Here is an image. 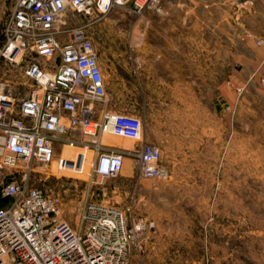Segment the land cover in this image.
<instances>
[{
  "label": "built area",
  "instance_id": "2783aa9c",
  "mask_svg": "<svg viewBox=\"0 0 264 264\" xmlns=\"http://www.w3.org/2000/svg\"><path fill=\"white\" fill-rule=\"evenodd\" d=\"M167 0H14L0 30V264H133V248L154 226L143 217L128 218L119 206L89 201L74 222L61 202L28 177L34 163L47 170L54 147L75 146L88 138L90 172L119 175L127 155L139 178L167 180L158 144L143 140V122L128 112L103 107L106 84L98 50L82 30L60 42L66 14L101 17L115 8L140 13L163 11ZM239 9L253 0H234ZM256 44L261 37L246 34ZM8 72L19 71L28 91L20 97ZM264 84V74L260 76ZM242 86L235 87L240 96ZM108 134L128 138L131 149L103 145ZM87 158L75 159L80 166ZM60 158V166H65ZM7 170L9 172H7ZM19 172L18 176L14 172Z\"/></svg>",
  "mask_w": 264,
  "mask_h": 264
},
{
  "label": "rangeland",
  "instance_id": "374dc122",
  "mask_svg": "<svg viewBox=\"0 0 264 264\" xmlns=\"http://www.w3.org/2000/svg\"><path fill=\"white\" fill-rule=\"evenodd\" d=\"M6 6L0 0V30L10 12ZM164 8L175 9L166 8V3ZM113 11L118 13L114 20L117 29L110 42L126 44V27L121 25L127 22V11ZM72 19L71 26L82 25L98 50L106 94H113L107 106L141 118L143 140L161 145L169 178H139L129 155L116 177L96 176L88 164L93 152L82 146L91 142L84 138L75 146L55 145L54 162L48 171L34 163L29 182L58 197L62 215L71 222L89 201L119 206L129 219L152 220L154 226L133 248V264H264V84L260 81L264 70L242 82L216 83L211 129L204 125L207 116L203 118L202 112L207 103L201 100L198 131H151L144 117L143 99L128 98L126 67L121 63L111 67L109 53L97 43V17L75 14ZM112 58L118 61L124 57L115 51ZM5 77L15 80L20 97L26 96L28 88L19 71H6ZM237 86L243 87L240 96L235 93ZM174 102L172 98L165 102L163 110L175 107ZM183 122L179 128L186 126ZM101 141L120 149L134 145L132 140L113 134ZM82 155L86 161L73 166ZM60 158L66 161L65 166H60ZM13 172L18 176L19 172Z\"/></svg>",
  "mask_w": 264,
  "mask_h": 264
},
{
  "label": "crops",
  "instance_id": "0c3cea01",
  "mask_svg": "<svg viewBox=\"0 0 264 264\" xmlns=\"http://www.w3.org/2000/svg\"><path fill=\"white\" fill-rule=\"evenodd\" d=\"M8 1L3 3L11 12L14 1ZM233 1L167 0L166 8L175 9L126 12L127 22L121 25L126 27V44L119 45L110 42L118 13L110 11L97 17V43L109 53L111 67L117 63L126 67L128 98L143 99L144 117L151 131H198L201 100L207 103L202 112L203 118L207 116L204 125L211 129L216 83L242 82L264 70V41L256 46L245 37L247 33L264 37V0H253V6L246 9H239ZM74 15L66 14L60 25L66 32L55 26L60 42L82 30V25L71 26ZM115 51L124 58L113 59ZM108 97L113 94L107 93L103 107L115 111L107 106ZM171 98L177 105L165 112L163 105ZM183 120L186 126L179 128Z\"/></svg>",
  "mask_w": 264,
  "mask_h": 264
},
{
  "label": "bare ground",
  "instance_id": "6f19581e",
  "mask_svg": "<svg viewBox=\"0 0 264 264\" xmlns=\"http://www.w3.org/2000/svg\"><path fill=\"white\" fill-rule=\"evenodd\" d=\"M102 140V138L100 139V141ZM102 142V141H101ZM126 149H128V148H126ZM84 158V157H83Z\"/></svg>",
  "mask_w": 264,
  "mask_h": 264
},
{
  "label": "trees",
  "instance_id": "16d2710c",
  "mask_svg": "<svg viewBox=\"0 0 264 264\" xmlns=\"http://www.w3.org/2000/svg\"><path fill=\"white\" fill-rule=\"evenodd\" d=\"M0 205H2L1 202H0Z\"/></svg>",
  "mask_w": 264,
  "mask_h": 264
},
{
  "label": "water",
  "instance_id": "95a60500",
  "mask_svg": "<svg viewBox=\"0 0 264 264\" xmlns=\"http://www.w3.org/2000/svg\"><path fill=\"white\" fill-rule=\"evenodd\" d=\"M69 165H71V163Z\"/></svg>",
  "mask_w": 264,
  "mask_h": 264
}]
</instances>
